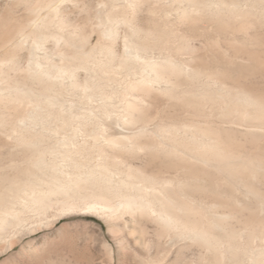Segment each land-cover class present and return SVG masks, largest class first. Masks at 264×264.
Instances as JSON below:
<instances>
[{"label":"bare ground","instance_id":"6f19581e","mask_svg":"<svg viewBox=\"0 0 264 264\" xmlns=\"http://www.w3.org/2000/svg\"><path fill=\"white\" fill-rule=\"evenodd\" d=\"M67 1L20 0L23 13L17 21L0 15V245L5 244L0 254L12 250L22 237L71 214L93 213L110 221L129 213L155 222L166 236L164 250L139 258L138 264H162L179 240L196 242L212 262L264 264V217H259L264 214V190L254 184L257 180L264 185V155L241 157L233 138V128L264 132L263 123H243L264 120V91L238 86L249 69L225 63L218 55L213 59L227 64L221 63L222 68L187 64L181 55L191 44L180 42L179 34L161 23L171 17V8L162 5L172 2L180 20L203 15L224 27L238 22L242 31L249 17L256 16L264 27V0H150L154 7L146 28L135 23L134 13L123 12L135 11L137 0L100 1L91 21V31L99 34L93 46L91 36L83 44L74 41L75 31L69 29L62 10ZM120 25L127 33L117 52ZM49 42L62 49L49 52ZM21 56L27 59L22 66L16 62ZM172 74L184 76L189 86L171 80ZM219 74L238 84L228 87L216 80ZM160 95L179 103V110L156 109L148 118L132 116ZM119 100L123 112L115 116ZM206 105H212L211 112ZM118 122L133 123L128 136L119 141L107 133L110 123ZM142 133H150L152 139L135 140ZM114 151L129 158L146 152L150 164L161 163L152 170L134 171L133 164ZM199 165L221 173L217 183L229 189L216 193L230 197L237 193L240 209L259 217L261 238L253 229L248 231L252 218L245 230L227 228L224 214L209 212L203 203L201 214L197 206L178 200V195L187 196L188 186L196 187ZM253 194L259 203L246 204L244 197ZM137 240L148 249L145 239Z\"/></svg>","mask_w":264,"mask_h":264},{"label":"rangeland","instance_id":"374dc122","mask_svg":"<svg viewBox=\"0 0 264 264\" xmlns=\"http://www.w3.org/2000/svg\"><path fill=\"white\" fill-rule=\"evenodd\" d=\"M100 1L104 0H68L66 4L62 5L63 15L67 25L69 26V29L75 31L73 39L76 43H80L81 41L80 44H83L90 36V45L93 46L99 41V34L97 32H92L93 30L91 29V21L95 17L97 10L96 8ZM18 2H20V0H0V15H9L11 17V22L17 21V18H19L23 13V7L21 5L19 6ZM73 4H76V7ZM170 4H172V2L169 4L166 3L168 8L165 5H162L164 9L169 11L171 8V17L168 19H163L161 21L163 25H161L167 26V29L171 30L173 34H179L181 38L180 42L184 44H191L190 48H187L185 51H183V54L181 55L182 60H184L189 65L192 64L191 66L204 65L210 69H215L219 65L222 68L221 63H226V60H229L228 62H231L234 66L240 67L242 65L243 68L249 69V73L243 75L238 86H250L252 89L260 90L261 92L264 91V27L262 26L261 21L258 20V17H249L250 19L246 23L247 25H245L246 28L242 29L241 31V29H238L240 23L234 22L233 20V25H225V27L224 25L221 26L222 24H220L219 21L209 20L203 15L195 16L196 20L195 18L180 20L176 15V7L173 4ZM135 5L137 6L134 8L135 11H131L126 8L123 12L124 14L130 15H133L132 13H134L135 23L140 27L146 28V21L151 16L150 10L154 7V5L150 0H137ZM90 11L92 13L94 12L93 15ZM156 19L159 18L156 17ZM118 31L119 36L115 44V49L117 52H120L122 48V40L127 33V28L125 25H120L118 27ZM77 32H79V35ZM49 43L47 45V50L49 49V52H59V50L62 49L60 46L59 47L61 49L58 46L56 47L53 42ZM214 56L219 57V59H222L223 62L221 61V63H218L213 59ZM16 62L18 65H21L22 63V65H25L27 62L26 56L18 57ZM84 74L85 73L83 71L79 73V80H84ZM10 75L11 77H14L15 74L10 72ZM184 78V76L177 74L171 75V80L181 84L184 82L183 85L187 87L189 84H187L188 82ZM215 78L216 80L218 79L219 81H224L227 83L226 85L228 87H236L238 84L235 83L234 80L230 81V79H223L222 74H219ZM120 85L122 84L120 83ZM242 86L240 88H242ZM118 90H120V88H118ZM152 98L153 97H151V99ZM154 98H157L158 100L156 99L157 101L155 102ZM154 98V100L150 99L151 101H147L148 104H142L139 109L134 110V114L132 116L136 119L140 117L148 118L156 115L158 110L163 111V113H173L174 111V113H176L179 110V103H177L175 100H173V103L172 100H169V98L165 95H160L159 97L154 96ZM152 101L154 103H151ZM168 104L172 105L169 106ZM116 106L117 109L114 115L120 116L123 112V109H121L123 106L121 104V100L117 102ZM206 107L207 108L204 109L206 111L209 110L207 112H211L213 108L212 105H206ZM156 109L158 110L156 111ZM243 123L247 124L248 126H255L254 124L262 125L261 123L264 124V120L253 122L248 119V121ZM139 124L141 125L143 123L139 122ZM150 127L153 128L154 126L152 125ZM129 128H133V123L131 125L123 122H118L117 125H112V123H110V127L108 128L109 132L107 133L109 137L119 141L121 137L128 136L127 133L130 131ZM233 129V131H236L237 134H234L233 137L235 138L234 141L238 148L236 150L237 154L243 158L264 155V132L262 130L257 129L256 127H245L242 130H236V128ZM137 136H134L136 138L135 140L142 143H146L152 139L150 133L149 135L148 133H142L138 134ZM115 154L128 160V163L131 165L133 164V169L137 168L136 170L138 172L146 168L147 170H152V168L155 169L154 167L160 165L161 163V160H157L158 162L156 161L150 164L151 160L149 159L146 152H142L143 155L141 153H137L134 155L135 159L134 157H130L131 160L126 154L125 156H123L124 154L122 155L120 152H115ZM148 164H150L151 167L148 166ZM196 168V187L190 185V189V186H188L186 190L188 191L186 192L187 196L178 195V200L188 203L194 207L197 206V209H201V214L205 213V209L200 207L202 203L204 204L203 206L206 205L209 208V212L213 214H218L219 212L220 215L224 214L225 216L223 218V224L225 226L227 225V228L237 226L244 229L246 222H249L250 224V220L248 219L252 218V214L250 211L248 212L246 210L240 209L242 207H240V199H237V193H234L232 197L225 195L224 193L222 195L216 193L218 191H228L229 189L226 185L217 183L222 176L221 173L209 166L199 165L196 166ZM135 169L134 171H136ZM201 174L203 175L201 176ZM197 181H200L201 183ZM208 181L210 182L208 183ZM256 181L257 180L254 181V184H257L256 187L264 190V185L259 183V181ZM205 186H207V188ZM188 197L191 199H188ZM243 200L246 204H252V206L259 203V198L254 194L249 195L248 198L244 197ZM263 215L261 214L259 217L263 218ZM226 216L228 217V220L225 219ZM259 217L257 218L259 219ZM257 218H252L253 224L248 231H255V235L257 237L260 236L259 238H261L263 236V229L259 225ZM151 222L152 221L149 222L146 220H141L138 216H134L133 214L129 213L124 214L123 216L121 215L119 218L110 221L93 213L71 214L62 218L54 226L41 228L32 234L22 237L19 244H17L12 250L0 254V264H138L137 261L139 258L145 257L149 253L153 256L156 255V252L164 250L166 236L162 233L159 225H157L155 222ZM139 236L145 239L146 243H148V249L145 250V248L139 244V241L137 240V237ZM175 244L177 246L173 245L170 247L169 254L163 262L164 264H222L220 262H212V257L208 256L206 250L194 241L179 240L175 242ZM4 246L5 244L0 245L1 248ZM207 259L210 260L211 263H209Z\"/></svg>","mask_w":264,"mask_h":264}]
</instances>
